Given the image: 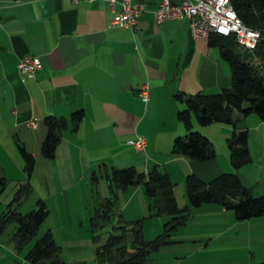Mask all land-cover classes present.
Segmentation results:
<instances>
[{
	"label": "crops",
	"instance_id": "crops-1",
	"mask_svg": "<svg viewBox=\"0 0 264 264\" xmlns=\"http://www.w3.org/2000/svg\"><path fill=\"white\" fill-rule=\"evenodd\" d=\"M115 1L113 8L110 0H0V177L5 178L0 199L9 182H14L15 194L28 180L17 144L34 156L35 166L38 156H43L47 116L66 121L54 157L47 158L50 165L46 172L50 174L45 178L46 187L52 185L60 195L80 182L100 187L106 173L134 166L145 174L153 167L166 172L183 192L190 174L208 181L220 173L234 172L252 196H264V120L254 113L236 116L238 127L247 130L250 154V162L238 169L229 161L226 140L233 127L228 123L200 125L194 115L190 117L193 130L214 147V158L202 162L171 152L174 138L186 134L177 117L185 108L179 98L198 92L218 93L231 86L229 64L221 58L219 46L210 44L209 38L193 39L185 18L157 24L154 9L161 0H129L143 7L134 29L112 26L110 20L123 0ZM169 1L178 4L182 0ZM25 55L40 59L41 67L32 78L17 71ZM144 84L149 85L146 103L138 95ZM79 111L83 116L74 128L72 115ZM30 119L36 121V128L26 126ZM138 135L146 139L141 152L127 143ZM34 169L28 181L30 197L37 194ZM90 172L96 173V182L91 177L86 180ZM142 189L136 185L118 192L117 199L122 197L123 202L116 223L123 217L129 221L144 217L145 204L149 212ZM89 192L93 198L92 189ZM97 196L99 204L110 197L99 191ZM37 197L36 203L41 199L47 210L39 230L52 212L54 196L50 201ZM130 204L136 212L124 216ZM187 204L186 199L183 206ZM57 209V223L46 231L52 232L66 264H85L77 254H71L73 258L63 255L70 234L63 232L62 222L73 218L64 215L59 206ZM188 214L184 228L189 229L172 233L169 244H189L192 256L200 253L207 264L264 263V215L238 220L231 210L217 204H202ZM158 219L164 223L168 217ZM57 230L61 244L56 241ZM4 233L0 235V264H42L27 260L24 250L15 249L12 232ZM192 264L206 263L200 258Z\"/></svg>",
	"mask_w": 264,
	"mask_h": 264
},
{
	"label": "trees",
	"instance_id": "trees-1",
	"mask_svg": "<svg viewBox=\"0 0 264 264\" xmlns=\"http://www.w3.org/2000/svg\"><path fill=\"white\" fill-rule=\"evenodd\" d=\"M231 3L246 25L260 31L261 39L254 49L248 50L238 45L234 36L210 35V44L219 46L221 58L229 64L231 86L218 93L198 92L179 98L185 103V108L178 112L177 117L186 134L174 138L171 152L202 162L214 158V147L207 137L193 130L190 117L194 115L200 125L228 123L233 127L232 134L226 140L229 161L234 169H238L250 162V154L247 130L238 127L236 116L245 117L254 113L264 120V0H231ZM82 116L81 111L72 115L74 128H77ZM44 123L47 126V135L41 142V153L45 158H53L66 121L60 117L47 116ZM17 148L28 180L13 194L7 210L0 214V235L10 225H14L11 241L15 249L22 252L35 238L47 210L41 199L37 201L36 208L25 214L18 208L32 194L28 181L35 166V158L21 144H17ZM106 175L111 196L102 200L91 221H96V218L103 222L109 220L118 192L136 185H142L149 201V216L168 217L163 223L162 232L152 240H145L143 237L142 219L131 222L119 219V224L113 225V230L119 232H112L106 242L96 248L95 256L108 264H144L150 253H155L161 246L171 243L169 239L172 233L186 223L190 209L202 204L221 205L231 210L238 220L264 215V196H252L234 172L220 173L208 181L193 174L188 175L184 182L188 201L185 206L177 203L174 184L168 174L156 167L147 174L138 171L134 166H128L113 169ZM91 179L97 181L95 172ZM4 182L5 178L0 177L1 186H4ZM92 225L96 226L97 223L92 222ZM60 252V246L56 245L52 232L48 230L34 241L24 255L33 263L66 264Z\"/></svg>",
	"mask_w": 264,
	"mask_h": 264
},
{
	"label": "rangeland",
	"instance_id": "rangeland-1",
	"mask_svg": "<svg viewBox=\"0 0 264 264\" xmlns=\"http://www.w3.org/2000/svg\"><path fill=\"white\" fill-rule=\"evenodd\" d=\"M39 158L36 159V166L34 169L33 174V181L35 184L36 192L37 194L30 198H25L22 201V204L19 210L22 214H25L29 212L30 210L36 208V199L37 196H41L42 199L51 200L52 195L54 198L53 204H51V213L49 214L48 218L45 219L44 223L40 226V229L38 230V233L36 234L35 238L26 245V248L24 249L23 253L26 252L31 245L34 243V241L37 238H40L44 232L46 231V228H48L50 225L53 226L54 223H57L55 220L56 216L58 217V209L59 206L60 211L67 216L69 215L73 218L71 221L64 220L62 223L64 224V231H68L70 234L67 238L69 241H66L64 243L65 251L63 252V255L68 258H73L71 254H77V257H80L84 259L86 262L85 264H107L106 261H103L102 259L98 258L96 255V248L98 246H101L106 242L109 235L112 232L118 233L119 230H113V225L119 224L116 223L117 216L121 215L122 208L121 203L123 202L122 197L115 200L114 206H113V213L111 215V218L106 221H102L100 218H96V221H91L92 217L95 214L96 207L99 204L97 191L102 192V194H105L107 196H111L108 182L106 179L101 178V185L100 187L96 184H93L90 188V185H85L83 182H80L73 188L69 187V191H66L65 195H60L57 193L58 189H53L52 185H50L49 188L46 187L45 178L46 174H50L46 172V169L49 167L50 160L43 157L38 156ZM92 177V173H88L87 181H90L89 178ZM174 193L177 200V203L179 206H183L184 201H186L187 198L184 200V192L179 191L178 187L174 185ZM92 189L93 192V198L90 197V190ZM16 189H14V182H9V185L6 187L4 191V195H1L2 197L0 199V212L2 210H5L6 204L12 199V194L14 193ZM35 190V189H34ZM66 190V189H64ZM96 191V192H95ZM104 192V193H103ZM144 193V192H143ZM55 196H57V200L59 203L55 204ZM144 199H146L145 196H143ZM186 197V196H185ZM184 200V201H183ZM55 202V203H54ZM147 211L144 217H141L142 219V233L145 240H152L157 235H159L163 230V221H159L157 216L153 217L149 216L148 212V206ZM149 205V204H148ZM135 213L136 210L132 207V204L128 205L125 209L124 216H128L131 213ZM76 217V219H74ZM136 220V219H134ZM133 220V221H134ZM123 222H131L129 219H126L123 217ZM166 221V220H164ZM92 222L97 223L96 226L92 225ZM61 222L59 224H62ZM59 228H62L61 225H59ZM184 225L179 226L178 229H189L188 226ZM177 229V230H178ZM14 230V225H10L6 232L4 233L5 236L7 234H10ZM176 230V231H177ZM59 230L56 231V241L57 244H61L62 237L59 236L60 232ZM175 231V232H176ZM174 233V232H173ZM175 235V234H174ZM173 234L172 239H173ZM66 238V239H67ZM64 242V241H63ZM68 247L70 250H68ZM193 251L191 249V246L189 244H186L184 246H176L173 244L164 245L161 246L155 253H150L149 257H147V260L144 264H192L195 262L196 259L202 258V260L207 264L208 261L205 258V256H202L200 253H195L196 255L192 256Z\"/></svg>",
	"mask_w": 264,
	"mask_h": 264
},
{
	"label": "built area",
	"instance_id": "built-area-1",
	"mask_svg": "<svg viewBox=\"0 0 264 264\" xmlns=\"http://www.w3.org/2000/svg\"><path fill=\"white\" fill-rule=\"evenodd\" d=\"M110 3L114 8L116 1L110 0ZM120 5L121 9L116 12L109 24L134 29L143 7L129 0H123ZM232 6L231 0H182L178 4H173L169 0H161L158 8L154 9V20L160 24L167 20L185 18L189 24V34L195 40L208 39L213 34L234 36L238 45L252 50L261 39L260 31L246 25ZM40 65L38 57L25 55L16 67L19 74L32 78L40 69ZM148 86L144 84L138 90L140 100L144 103L149 100ZM26 126L36 128L37 123L30 119L26 122ZM127 143L136 152H141L146 146V139L138 135L135 139L128 140Z\"/></svg>",
	"mask_w": 264,
	"mask_h": 264
}]
</instances>
